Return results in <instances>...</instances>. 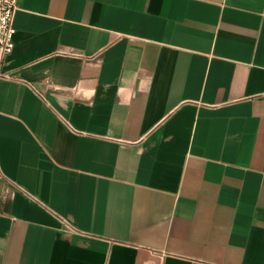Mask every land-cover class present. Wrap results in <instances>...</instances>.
<instances>
[{
    "label": "crops",
    "instance_id": "obj_1",
    "mask_svg": "<svg viewBox=\"0 0 264 264\" xmlns=\"http://www.w3.org/2000/svg\"><path fill=\"white\" fill-rule=\"evenodd\" d=\"M0 59V264H264V0H18Z\"/></svg>",
    "mask_w": 264,
    "mask_h": 264
},
{
    "label": "built area",
    "instance_id": "obj_2",
    "mask_svg": "<svg viewBox=\"0 0 264 264\" xmlns=\"http://www.w3.org/2000/svg\"><path fill=\"white\" fill-rule=\"evenodd\" d=\"M18 0H0V59L8 57L14 49V15Z\"/></svg>",
    "mask_w": 264,
    "mask_h": 264
}]
</instances>
